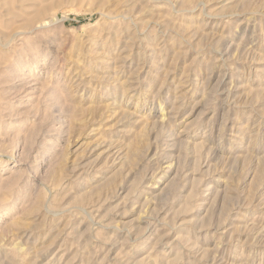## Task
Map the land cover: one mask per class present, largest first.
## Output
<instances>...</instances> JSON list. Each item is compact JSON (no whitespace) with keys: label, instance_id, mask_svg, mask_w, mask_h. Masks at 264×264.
<instances>
[{"label":"rangeland","instance_id":"374dc122","mask_svg":"<svg viewBox=\"0 0 264 264\" xmlns=\"http://www.w3.org/2000/svg\"><path fill=\"white\" fill-rule=\"evenodd\" d=\"M0 264H264V0H0Z\"/></svg>","mask_w":264,"mask_h":264}]
</instances>
